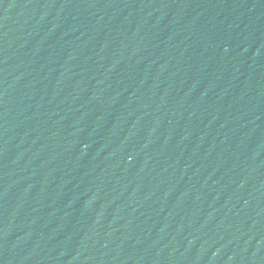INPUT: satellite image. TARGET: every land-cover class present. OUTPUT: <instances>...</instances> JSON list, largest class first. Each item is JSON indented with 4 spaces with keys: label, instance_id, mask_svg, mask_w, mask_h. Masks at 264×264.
Masks as SVG:
<instances>
[{
    "label": "water",
    "instance_id": "obj_1",
    "mask_svg": "<svg viewBox=\"0 0 264 264\" xmlns=\"http://www.w3.org/2000/svg\"><path fill=\"white\" fill-rule=\"evenodd\" d=\"M33 0H0V264L28 261Z\"/></svg>",
    "mask_w": 264,
    "mask_h": 264
}]
</instances>
